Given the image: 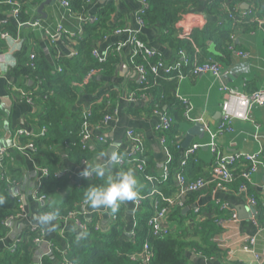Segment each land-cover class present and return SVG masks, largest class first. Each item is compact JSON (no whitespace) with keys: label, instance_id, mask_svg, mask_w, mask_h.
I'll list each match as a JSON object with an SVG mask.
<instances>
[{"label":"crops","instance_id":"1","mask_svg":"<svg viewBox=\"0 0 264 264\" xmlns=\"http://www.w3.org/2000/svg\"><path fill=\"white\" fill-rule=\"evenodd\" d=\"M21 1L28 9L27 15L31 20L29 22L39 20L45 30L48 29L55 37L51 39L46 36L43 29H35L29 24L19 27L9 7L0 5V28L7 31L13 28L17 31L19 29L18 33L23 37L16 47L5 43L6 48L0 50V151L5 153L2 160L0 156V163L2 162L0 180H7V183L11 185L8 200L10 202L16 200L20 210L14 215L15 219L8 226L5 236L0 238V260L6 253H10L9 248L14 242L25 240L33 227H39L42 231L41 241L36 243L33 264H41L48 256L53 264H70L66 258L70 243L86 237L92 229L103 235H110L116 222L114 214L110 209H92L84 203L77 208L76 214L77 219L86 224L85 229L80 228L72 217L58 215L53 221L57 225L55 230H45L36 219L44 214L43 207L48 202L47 199V202L43 204L36 198L37 191L46 178L43 175L45 163L37 153L18 150L17 146H26L32 142L31 139L39 140L46 131L41 125V118L46 113L45 106L39 103L37 98L32 97V95L35 96L34 92L38 90V87L32 77L31 55L36 52L39 54L41 49L46 60L52 65L61 56L73 59L77 54L78 41L87 38L88 32L85 31L84 21L70 13V10L62 5L61 0L46 5L43 9L44 15H41L38 10L46 0H40L37 5H29V0ZM209 1L197 0L195 8L188 13L187 20L194 23V28H203L210 22L216 23V19L208 18L206 15ZM239 4L238 16L247 17L245 15L253 8L263 13L262 17L249 19L257 23V28L246 32L239 27L232 33V41L236 49L249 56L245 59L231 54L225 61H219L226 72L224 82L240 93L250 94L264 88V0H241ZM140 9V0H92L88 5V16H97L104 11L108 26L113 28L95 41L93 51L97 50L100 56L106 58L115 53L119 63L115 74L111 77L102 75L100 72L94 75L93 79L95 78L99 84L94 93H84L81 85L78 88L79 95L73 103L59 99V105L67 111L66 119L73 121L72 127L77 125L75 120H83L82 136L87 133L90 138L86 141L88 160L76 159L70 156L66 148L57 147L56 153L61 158L60 172L68 175L69 180L56 197H51L50 201L53 204H62L65 197L75 188L80 187L84 181H91V176L86 179L80 175L86 166L104 163L115 154L125 155L131 152L133 145L127 136L129 131H135L144 137L145 164L146 161H150V172L156 175L154 177L159 178L163 173L168 154L162 143L164 139L162 136L167 135L160 134L158 130L160 116L150 112L147 107V98L130 100V94H133V88L139 81L138 73L130 61V42L135 36L142 38L148 46L156 48L167 63L174 61L175 54L167 45L158 42L162 32L159 26L147 28L139 24L137 14ZM217 23L221 25L222 21ZM59 27L62 29L61 32ZM217 53L215 46L208 44L204 59L211 58L218 62L212 56H218ZM220 86V82L212 74L187 77L177 81L175 93L191 102L193 111L190 118L199 122L194 123L186 119L182 123L176 135L180 147L175 152H172L171 148V151L168 149L173 157L172 171L174 173L175 170L178 171L187 150L192 145H204L194 159L181 169L190 180L211 176L215 158L210 148L206 146L210 143L206 126L216 131L220 124L221 106L224 100ZM24 95L30 96L33 99L32 102L25 99ZM110 98L112 105H109L114 106L116 110L114 119L104 126L90 124L86 120L87 114L103 102L109 103ZM197 126V132L189 133ZM232 128V132L225 133L216 139V144L223 155L255 154L264 149V106L254 108L250 113L249 121H233ZM18 131H23L24 134L17 136ZM99 137H104L106 142L99 141ZM129 170L138 180L139 194L147 196L145 201H148V204L142 206H138L134 200L120 203L125 232L132 236L142 215L148 216L150 220L156 214L155 205L159 200V194L151 193L154 187L147 180L145 182L140 172L131 164L125 163L121 166L115 163L111 174ZM102 178L106 183L107 176ZM173 179L172 177L171 182ZM172 186L173 183L170 182L162 185L157 183L155 188L165 197H176L177 189L173 190ZM250 195L257 200V207L250 204ZM193 207L201 209L200 215L193 213ZM252 209H255L259 226L252 222ZM215 211L224 212L223 215L227 216V219L222 222L224 231L219 238L220 246L226 253L220 258H206L194 250H189L185 254L188 264H264V230L260 228L264 224V169H260L253 176L248 195L239 192L238 181L233 183L228 191L209 188L195 197L193 206L183 208L180 215L175 213L171 218L169 216L163 226L168 228L169 234H177L181 223L190 230H194L199 223L215 216L216 214L213 213ZM249 238L256 239L255 253L258 259L251 253L243 251L242 245ZM136 251L131 258L145 264L141 250Z\"/></svg>","mask_w":264,"mask_h":264},{"label":"trees","instance_id":"2","mask_svg":"<svg viewBox=\"0 0 264 264\" xmlns=\"http://www.w3.org/2000/svg\"><path fill=\"white\" fill-rule=\"evenodd\" d=\"M68 1L70 2V13L78 17L87 15L88 4L86 0ZM147 1L149 8L142 16L144 26L147 28L159 26L162 29L158 42L167 45L174 52V60L177 59L180 51H185L192 61L197 59L199 62H203L205 60L204 55L207 54L208 44H213L218 52L217 55L219 54L218 56L212 55L213 58H216L219 63V60L225 61L232 54L229 46L233 43L232 33L234 30L240 27L249 32L257 28V23L249 19L259 18L263 15L259 9L253 8L245 15L247 17L238 16L241 0H210L206 15L208 18L216 19V23L210 22L204 25L203 28H194V23L188 21L187 16L195 8L197 0ZM39 2L40 0H29V5H37ZM22 3L24 5V2ZM103 12L97 14L98 22L84 24L88 35L87 38L78 41L75 58L70 59L61 56L52 65L46 60L40 48V53L37 54L36 52L34 54L35 68L32 71V77L38 90L34 92L35 96L32 95V97H34L33 99L37 98L38 102L45 106L46 111L45 116L41 118V125L46 129L44 135L39 140L31 139L37 155L42 158L45 168L49 171V176L44 179L43 185L37 192V197L45 196L48 199L43 207V213L57 211L59 215L68 216L69 213L76 211L79 206L85 203L84 193L88 188L106 184L102 177L93 174L91 181H84L80 187L75 188L65 197L62 204L57 205L50 201L51 197H56L58 192L66 187L69 180L68 175L60 172L61 158L56 153L57 147L66 148L70 152V156L76 159L88 160L86 154L88 148L83 149L82 146L83 120L77 118L78 120L74 121L77 122V125L72 127L73 121L66 119L67 111L59 105V99H65L69 103H73L79 95L80 90L78 88L81 85L84 93H94L99 84L95 78L93 79L94 76L88 77L90 71H94L96 74L100 72L102 75L111 77L115 74L119 63L115 53H112L103 62L95 58L92 53L95 41L113 30L112 27L108 26L106 15ZM231 15L239 19L233 20L230 17ZM20 20L22 23L31 21L28 15L24 13H22ZM220 21H222L221 25L217 23ZM0 30L7 31L3 28H0ZM16 31L17 29L13 28L9 32L16 35ZM5 48V42L0 39V50ZM156 54V57L149 60L150 64L143 59L142 55L131 54L130 58L136 65H143L147 69L145 83L140 85L138 82L137 86L133 88V93L137 98L145 97L148 99L147 107L151 113L157 107L158 110L172 119L171 128L159 130V132L167 135L166 137L162 136L165 140L164 146L175 152L180 147L176 135L186 118L183 109L180 107V101L175 94L177 81L164 78L161 73L155 75L150 71L151 65L163 59L159 52ZM59 68H61V72L58 71ZM111 100L110 98L109 103L105 101L100 106L92 109L89 112L90 114H87L86 120L93 125L102 124L104 118L114 111L115 107L111 106ZM125 163L134 167V164L127 160H125ZM150 168V161H146L145 170L140 172L145 182L147 180L146 176H156L150 172ZM171 181L170 179V183H173ZM236 181L239 182V187L244 182L240 177ZM10 186L7 180H0V198L3 200L0 205V238L4 237L9 229L5 225L6 219L20 212L16 200L14 202L8 200ZM159 187L161 189V186ZM171 195H173L172 192ZM196 196L197 194L189 195L181 205L174 206L170 218L175 213L180 215L183 208L193 206ZM144 204H148V201H144ZM213 213L216 215L199 223L194 230H190L181 223L177 234H168L163 237L153 236L150 230L151 227L148 225V216L142 215L138 220L134 235L129 236L125 232L119 208L117 212L113 213L116 216V222L110 235H103L92 229L86 234V237L70 243L66 258L70 264H142L138 260H133L131 256L136 250H142L146 243L151 246L153 253L150 264H188L185 254L189 250H194L206 258H220L226 253L220 246L219 238L222 231H224L221 222L227 219V216L223 215L224 212L221 211ZM36 237V233L30 231L17 252L15 254L6 253L0 260V264H33V252L36 247L34 240ZM57 256L60 259V256ZM41 264H53V262L48 256Z\"/></svg>","mask_w":264,"mask_h":264},{"label":"built area","instance_id":"3","mask_svg":"<svg viewBox=\"0 0 264 264\" xmlns=\"http://www.w3.org/2000/svg\"><path fill=\"white\" fill-rule=\"evenodd\" d=\"M87 4L89 5L92 0H86ZM61 3L67 9H70V2L68 0H61ZM141 9L137 14L138 22L141 26L144 27V23L142 20V16L145 14L146 10L149 8V4L147 0H140ZM0 5H4L10 8V11L13 17L16 19L18 26L22 27L26 24H29L31 27L35 29H43L47 37L53 39L55 36L52 33L42 26L39 20H33L32 22L22 23L20 22V17L22 13L28 14V9L23 5L21 0H0ZM233 20H236L235 16H230ZM84 23H96L98 22V18L95 16H83L80 17ZM62 29L59 27V32ZM16 35H12L9 31H1L0 30V39L8 44H13L16 47L17 43H20L22 37L18 33ZM131 47V54L132 55H142L143 59L150 64L149 60L156 57V53L159 52L156 48L148 46L140 37H133L130 42ZM229 50L233 55L240 56L242 58H248V54L239 51L236 49L234 41L229 46ZM94 57L97 58L100 62L106 60V57H102L97 53V50L93 51ZM31 68H35V55H31ZM132 65L134 66L136 72L139 76V83L143 85L145 83L147 77V69L143 65H136L132 59L130 58ZM61 72V68L58 69ZM150 71L155 75L161 73L164 78L169 80L175 81H182L187 77H199L206 74H212L219 82H220V91L224 96V100L221 106V120L220 124L218 125L216 131H213L209 127L206 126L207 131L210 135V143L206 146L210 148L213 156L215 158L214 165L212 167L211 176L209 178L205 177H198L194 180H190L187 178V175L183 173L181 170L187 165V162L191 159H194L196 153L204 147L202 144H194L192 145L186 152L185 159L181 162L180 168L178 171L175 170V173L172 171L171 165H173V157L165 146V150L168 154L167 163L163 169V173L159 178L154 176H146L147 181L154 187V190L151 192L152 194H159V200L156 202V214L152 216L149 220V225L151 227V233L154 237H163L169 234L168 228H165L163 225L166 223L167 218L170 216L172 208L177 204L181 205L184 200L189 195L200 194L209 188H215V190L220 191H228L229 187L236 181L238 177L243 179L242 185L239 187V192L242 194H249L250 187L253 182V176L260 170L264 169V149L260 150L258 153L255 154H228L223 155L219 150L216 139L225 133H229L233 131L232 125L233 121L241 120V121H249L251 111L259 106H264V88L255 91L250 94H243L240 93L238 90L229 87L224 82V77L226 76V72L224 71L223 66L209 58L204 60L203 62H199L197 59L191 60L190 57L187 56L185 51H180L178 53V57L173 62H165L163 59L158 60L155 64L150 66ZM96 74L94 71H90L88 77H92ZM176 94V93H175ZM176 98L180 101L181 107L184 111V117L187 120L193 121L194 123L199 122V120H191L190 114L193 111V107L191 102L181 97L179 94H176ZM29 102H32V98L30 96H25ZM130 100L135 101L137 97L135 94H130ZM153 113L155 115L160 116V126L158 130H168L171 128L173 121L172 119L167 116L162 111L154 109ZM90 114V113H89ZM116 115V110L113 111L112 114L107 115L104 118L102 125L104 126L109 121L113 120ZM23 131H18L17 136L23 135ZM133 145V150L125 155L115 154L119 157L118 161L115 163L119 165L125 164V160L134 164V168L137 169L138 172H143L145 170V149H144V137L140 133H136L135 131H129L127 135ZM89 135L86 133L83 135L82 146L83 149H86V141L89 139ZM99 141L106 142L104 137H99ZM162 143L165 145V140H162ZM17 149L22 151H31L32 153L36 154V149L33 143H29L26 146H17ZM1 160L5 153L0 151ZM0 160V161H1ZM2 163V162H1ZM0 163V165H1ZM43 175L45 177L49 176L48 169H43ZM173 179V187L177 189L176 197H165L164 195L158 193L155 188V185L158 183L160 185L166 184L170 182V179ZM39 191V190H38ZM37 191V192H38ZM38 201L45 204L47 202V198L45 196L37 197ZM146 200V196H142L138 194L137 198L134 199L138 206H142L143 202ZM250 204L253 207H257L258 202L257 200L250 195ZM193 213L196 215H200L201 209L199 207L192 208ZM77 212L73 211L68 214V217H72L76 220L78 226L82 229H85L86 224L82 223L79 219H77ZM234 217H236L234 215ZM116 219V216H114ZM15 216H10L6 219L5 225L8 227L14 221ZM224 221V220H223ZM222 221V222H223ZM221 222V224H222ZM252 222L258 225V218L256 212L252 215ZM264 230V224L260 227ZM32 232L36 233V239L34 240L35 243H39L41 241V230L39 227H33ZM24 240H19L14 242L9 250L10 253L15 254L19 249V246L23 243ZM255 245L256 239L249 238L244 241L242 248L245 253H251L258 259V255L255 253ZM144 257V263L150 264L151 259L153 256L151 246L146 243L144 244L141 252ZM136 260V259H133Z\"/></svg>","mask_w":264,"mask_h":264},{"label":"clouds","instance_id":"4","mask_svg":"<svg viewBox=\"0 0 264 264\" xmlns=\"http://www.w3.org/2000/svg\"><path fill=\"white\" fill-rule=\"evenodd\" d=\"M103 156V154H101ZM119 157L113 155L104 163H96L88 165L80 173L83 178H88L95 174L99 177L107 176L106 184L99 187H90L84 193V200L92 209L107 208L115 213L118 211L120 203L132 201L139 194L138 180L134 173L129 170L127 172H117L112 175L115 162ZM3 203V200H0ZM59 213L51 211L36 217L39 225L47 231H54L57 225L53 223Z\"/></svg>","mask_w":264,"mask_h":264},{"label":"water","instance_id":"5","mask_svg":"<svg viewBox=\"0 0 264 264\" xmlns=\"http://www.w3.org/2000/svg\"><path fill=\"white\" fill-rule=\"evenodd\" d=\"M56 2V0H46L44 3H42L41 5H40V7H39V10H38V12L41 14V15H44L43 14V9H44V7L46 6V5H49V4H54ZM197 130H198V126L197 127H194V128H192L191 130H190V132L189 133H195V132H197ZM188 143H189V141H187ZM252 211H253V213L255 212V209H252Z\"/></svg>","mask_w":264,"mask_h":264}]
</instances>
